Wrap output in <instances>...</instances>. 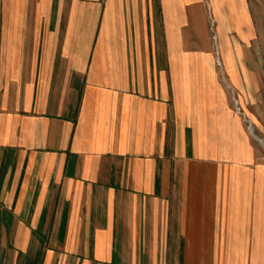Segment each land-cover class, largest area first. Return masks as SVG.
I'll return each instance as SVG.
<instances>
[{"label": "crops", "instance_id": "0c3cea01", "mask_svg": "<svg viewBox=\"0 0 264 264\" xmlns=\"http://www.w3.org/2000/svg\"><path fill=\"white\" fill-rule=\"evenodd\" d=\"M263 2L0 0V264H264Z\"/></svg>", "mask_w": 264, "mask_h": 264}, {"label": "rangeland", "instance_id": "374dc122", "mask_svg": "<svg viewBox=\"0 0 264 264\" xmlns=\"http://www.w3.org/2000/svg\"><path fill=\"white\" fill-rule=\"evenodd\" d=\"M264 3V2H263ZM216 34H215V32H214V29H213V32H212V37H213V39H214V43L216 44V38L214 37ZM261 38H262V52H261V54H262V58L264 59V33H262V36H261ZM261 42H260V40H256L255 42H252V44H251V47H252V50H251V52H252V54H253V56L252 57H254V54L256 53L257 55L258 54H260V51H258L257 50V48L258 47H261ZM255 46H256V51H255ZM217 50H215V55H216V57H217V52H216ZM248 52H249V50H248ZM251 125V126H250ZM249 127L251 128L252 127V124L249 122Z\"/></svg>", "mask_w": 264, "mask_h": 264}, {"label": "built area", "instance_id": "2783aa9c", "mask_svg": "<svg viewBox=\"0 0 264 264\" xmlns=\"http://www.w3.org/2000/svg\"><path fill=\"white\" fill-rule=\"evenodd\" d=\"M216 38V35L214 36ZM251 126V125H250Z\"/></svg>", "mask_w": 264, "mask_h": 264}]
</instances>
